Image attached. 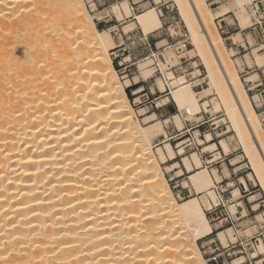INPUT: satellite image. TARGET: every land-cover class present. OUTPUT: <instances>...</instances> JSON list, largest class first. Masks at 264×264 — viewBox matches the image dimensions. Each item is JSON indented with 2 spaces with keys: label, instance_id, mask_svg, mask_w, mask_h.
I'll return each instance as SVG.
<instances>
[{
  "label": "bare ground",
  "instance_id": "6f19581e",
  "mask_svg": "<svg viewBox=\"0 0 264 264\" xmlns=\"http://www.w3.org/2000/svg\"><path fill=\"white\" fill-rule=\"evenodd\" d=\"M163 1L150 0L133 13L123 0L111 12L118 21L133 17L126 32L138 27L149 35L163 28L155 7ZM172 1L179 22L167 31L185 33L193 47L186 54L199 58L207 88L195 91L199 75L193 73V86L186 75H175L177 57L167 49L156 58L163 78L153 75L154 60L146 59L138 63L139 81L154 76L155 89L167 93L155 105L173 103L172 119L182 133L190 131L188 120L224 113L217 123L227 127V138L216 127L202 136L193 129V140L202 154L241 148L252 171L246 178H255L264 194V112L258 115L251 102L261 107L264 99L248 96L254 77H239L264 69V44L253 49L254 58L239 57L225 47L215 24L234 11L246 30L255 0H225L214 10L205 0ZM85 2L98 15L92 0H0V264H206L197 246L212 234L205 211L225 202L215 194L219 170L228 178V166H238L240 157L209 171L197 152L182 155L181 142L178 161L169 120L160 125L155 111L134 112L125 90L140 82H120L109 56L115 28L98 30ZM229 40L241 43L239 33ZM69 54L76 60L65 66ZM45 72L57 78L42 81ZM142 93L143 86L132 90L135 102ZM181 166L188 174L182 187L191 195L177 201L165 173ZM239 181L247 189L244 178ZM226 186L236 217V208L244 207L241 192L233 181ZM215 237L227 246L224 232ZM256 246L253 258L264 255V239ZM234 264H244V257Z\"/></svg>",
  "mask_w": 264,
  "mask_h": 264
},
{
  "label": "rangeland",
  "instance_id": "374dc122",
  "mask_svg": "<svg viewBox=\"0 0 264 264\" xmlns=\"http://www.w3.org/2000/svg\"><path fill=\"white\" fill-rule=\"evenodd\" d=\"M121 1H123V0H108L106 2L99 1L95 4L96 7L93 4L94 8L98 10L97 11L98 15H96L95 12H91V8L85 2V5H86L88 11L94 17L93 20H94L95 26L98 30H106L110 26L111 27L117 26L119 24H123L124 22H125L124 24H126L131 20V19L130 20L124 19L122 21H118V20H116L115 15L111 12V7L113 5L119 4ZM148 1L150 2V0H143V3H139L135 6L132 5V3H129V4L132 6L133 11L135 13H137L136 12L137 10L139 13V12L143 11L144 9H146V7L149 6ZM214 1L215 0H205L206 4L212 10L216 9L219 5H221L225 2V0H222V1H220L219 4H216V3H214ZM255 1H257L259 3V6H260L261 1H263V0H255ZM135 3H137V1ZM142 4H146V5L141 6ZM161 4H166L167 7H169V8L173 7L174 8L173 17L177 18V21L173 24H170V25L175 26V24L177 22H179V19L177 16V9L173 6V1L172 0H165ZM106 10H107V13H106ZM247 11H248V14L251 18V21H253V15H252V12L249 10V7L247 8ZM233 12L234 11H232L230 14L226 15L222 19L220 24L217 23L218 21H215L218 33L222 37L225 47H227L228 49H233L235 51V55L241 57L242 55L248 53V54H250L251 58H254L255 56L258 55V53H256L253 49L255 47L259 46L260 44H264V37L260 34H257V33H254V34L250 33L248 30L242 31L241 29H239L238 23L235 20V16H234ZM106 21L108 22V24H105ZM168 26L169 25H166V26L163 25V28L161 30L157 31L155 34L156 40L154 41V43H156V47L158 49H161L162 47L165 46V44H158V43H160L166 37V31H167ZM180 26H181V29H183L182 32H185L184 26H182V25H180ZM219 26L221 27V29L219 28ZM236 33H239L241 43L234 46V45H232V42L229 40V38ZM250 34H251V36H250ZM182 35L186 36L185 33H182L181 36ZM112 36H113V39L117 38V35H115V33H113V32H112ZM246 38H247V40H246ZM248 39H250L253 42H251V44H249ZM186 40L189 43V46H187V50L193 49V47L190 45V41L188 40L187 36H186ZM114 42H115V40H114ZM248 44H249V46H248ZM127 45H128V50L131 51V53L134 55V58H135V59L131 58V64H133V66H134L133 68L135 69V67H136L135 73L129 78L133 84L140 82L139 80H141V79H139L138 63H140L146 59H151V60L153 59L154 60V58H155L154 64L158 65V63L156 62L157 56L160 53H165L164 51L167 49V50H171L175 54V56L177 57V65H179L180 57L185 56L187 63H185L184 65H189L188 67L195 68V69H192V71H190V72L194 73V76L196 75V78L199 75V73L202 71L203 75H204V82H205L203 84L202 88H207V85H206L207 79H206L205 69L202 66L201 62L199 61V58L191 59L192 57L189 54H186V51L181 55H177L174 52V50H172L171 48H164V50H159L157 54L154 53V57L151 58V57H149V53L145 52L142 49V47L139 46V45H141L140 42L134 41V43L126 44V46ZM21 55L22 54L20 51L19 56H21ZM235 55L231 57L232 60L235 59ZM109 56L112 58V63H113V67L115 68V70H116V62H114V60H113L115 56H120V59H125V61H128L127 60L128 59L127 58V51H120L119 53H117L115 50H113L109 53ZM75 60H76V57L74 56V54H69L64 61L68 64L65 66L72 65L75 62ZM198 66H199V68H197ZM153 68H155V67L153 66ZM159 70H160V68H159ZM261 72H263V74H264V69H257L255 67H253V68L249 69L247 73H239V77L241 80H243L247 75H250V76L254 77V83H255V81H258V78H259V75H261ZM160 73H161V71H160ZM117 74L120 78V82L126 80V79H124V80L121 79L122 76L120 75L119 71H117ZM56 75H57V73L45 72L44 75L41 77V79H42V81L43 80H53V79L57 78ZM153 75L154 76H161V75H158L155 73ZM154 76H153V78H154ZM192 76H193V74H192ZM192 76L190 75V76L186 77L188 83L191 85H192L193 81H191L189 79H191ZM153 78L148 80L146 83L140 82L137 85V86H143V92L148 97V101H146V103H141V105L138 104L137 102H135V104L132 103L134 97L133 96L131 97V91L133 89H135L137 86H134L130 90L129 89L126 90V94L129 98V102L132 105L134 112L136 114H138L137 110L139 111L140 109H146V111H147V109H148L149 112L155 111V114L157 117L155 122H158L160 125L163 124L164 120H166V119L169 120V125H168V128L166 129V131L170 135V138H172L170 143L172 145L174 153L177 154V160L178 161L181 159V156H179V154H178V151L180 149V148H178V144L181 142L183 144L181 146V148L184 149V153L182 155L188 156L191 152H197L198 154L201 155L200 157H201L203 165L206 168H208L209 171L212 168H219V166L215 165L214 162L211 164H206L207 159H217L218 160L219 156H221V157L227 156L228 159H230L231 157H234V156L240 157L241 163L238 166H236V167L228 166L229 172H230V176L228 178L225 177L224 174H222L221 170H219L218 176L220 177L221 183L219 185H217V187H218L217 190H220L224 194H221V193H218V194L215 193V194L217 197L223 198L225 200V202L224 203L221 202L217 206V208H213L211 211L205 213L207 216V219L211 225L212 234L210 236H208L207 238H204V239L197 242V246L202 252V256L205 260V263L206 264H212V262H210L211 256L213 255L212 250L215 248V246L220 247L219 245H221V243L219 241H217L216 237H215L216 233L219 231H222L225 233L226 240H227V243L229 245L234 244V243L238 244L240 242L243 243L242 246H239V245L236 246V248L233 250L235 253H237L239 251H241L243 253L242 248H244L246 254L248 253L247 255L249 256V254L253 253V249L257 247L256 245H258L259 240L264 239V224H263L264 223V217L261 218V214L264 213V194H263V192H262V190H261L260 186L258 185V182L256 181L255 178H253V177L252 178H246V176L249 173H252V171H251V169L247 163V160L244 158V154L242 152V149L239 147L234 149L232 146H230V147H232L231 148L232 150L230 152H227V153L222 151V150H219L218 152H215V153L210 154V155L202 154L201 153L202 147H199L193 140V136H192L193 130L186 132V133L185 132L182 133V131H180L178 124H176L175 121L172 119V116L176 113V110L174 108L173 103L170 102L164 108L155 109V108H157L155 103L158 102V100L167 96V93L161 94L159 91H157L155 89ZM28 81H30V80H27V82ZM197 82H201V81L199 80ZM254 83L251 86L246 87V90L248 91V89L251 88L254 85ZM170 85H175V84L171 83ZM193 85H195V84H193ZM152 88L154 89L153 91H152ZM202 88H197V89H195V91L199 92V91H201ZM248 96L251 98V95L249 94V92H248ZM144 100H146L145 96L140 99V101H142V102ZM251 102H252V105H253V107H254V109L258 115H260L262 112H264V106H261V107L255 106V104L257 102L255 100H252V99H251ZM256 107L258 108V110H256ZM222 118H224V113H221V112L215 113V114L209 113L208 115H200L198 117H195L191 120L186 121L184 127H185V130H186V128H193V127H195V124L197 122L203 121V123H205V126H204L205 128L201 131V133H200L201 136L205 133H208V132L214 134L216 127H217V130L220 131L221 136H223V130H225V128H227V127L221 123L219 125L217 123V121L222 119ZM139 120L141 121L140 117H139ZM214 123H216V126L214 125ZM262 126H263L262 128L264 130V123L262 124ZM176 136H179V137L176 138ZM225 137L227 138V136H225ZM225 137L223 136V138H225ZM150 141L152 144H156L158 142V138H157L156 134H154L150 137ZM215 142H218V140H215ZM214 154H216V156H214ZM164 173H165V171H164ZM165 176H166V179L169 183L170 189L172 190L173 196H175V199L177 201H180L181 199H186L191 195L190 191H188L189 189H184L182 187L183 181L188 177L186 170L182 166L179 169L175 170L170 175H167L165 173ZM234 176H236V178H237L235 184L240 189L241 196H242L240 201L243 202V206H244V207L239 206L238 208H236V212H237L236 217H234L232 214V207L235 205V202L233 203L232 200H230L231 190L228 191L227 186H226L227 183H229L230 181L234 182ZM240 177L244 178V180L247 184V189L244 188L242 183L239 181ZM181 192H183L182 196H180ZM251 195H255V200L253 202L248 201V199L251 197ZM244 230H245V232H246V230H248V232L246 234H244L245 233ZM230 232L233 233V235L235 234L234 237L236 239L234 241H231V239L229 238ZM221 246L223 247V245H221ZM214 253H218V252H214ZM239 257L240 256L233 257V258H239ZM249 257H251V256H249ZM263 261H264V256L258 257V259L255 260V262H257V264H259Z\"/></svg>",
  "mask_w": 264,
  "mask_h": 264
},
{
  "label": "built area",
  "instance_id": "2783aa9c",
  "mask_svg": "<svg viewBox=\"0 0 264 264\" xmlns=\"http://www.w3.org/2000/svg\"><path fill=\"white\" fill-rule=\"evenodd\" d=\"M92 1H93V4L95 5L99 1L106 2L108 0H92ZM127 1L129 3H132V5H134V6L139 4V3H143V0H140L141 2H139V3H135L138 0H127ZM220 1H222V0H215L214 3L219 4ZM143 5L144 4H142L141 6H143ZM148 5H151V4L149 3ZM95 7H96V5H95ZM155 7L158 9V11L160 13V18H161L164 26L173 24L177 21V18L173 17V15H174V8L173 7L169 8L166 6V4H160V5L155 6ZM249 9L253 13V21H252V24L246 30H248L250 33H253V34L257 33V34H260L264 37V1H261L260 6H257V2L254 1L253 4L249 6ZM136 12L138 13V10ZM133 13H135V12L133 11ZM127 20H130V21L126 24H124L125 23L124 22L123 24H119L117 26H112L115 28L113 33H115V35H117V38L114 39L115 43H116L114 50L117 53H119L120 51H127L128 61H125V59H120V56H115L113 59L114 62H116V70L120 72V75L122 76L121 77L122 80L123 79H129L135 73V69H136V67L134 69L133 64H131V58L135 59L134 55L131 53L130 50H128V45L126 46V44H129V43L132 44V43H134V41L140 42L141 45H139V46H141L145 52L149 53V57H151V58L154 57V53L157 54L159 50H164V48H171L172 50H174V52L177 55H181L187 50V46H189V43L186 40V36L178 35L176 37H173L169 32L166 31V37L164 38L165 46L162 47L161 49H158L156 47V43H154V41L156 40V37H155L156 32L150 33L149 35H144L139 30V28H137V27H134L132 30L126 32L124 30L125 26L131 24V22H134L133 17L127 18ZM220 22L221 21H219L217 23L220 24ZM105 24H108V22L106 21ZM219 28L221 29L220 26H219ZM154 60H155V58H154ZM179 61H180L179 65L173 67L172 72L175 75L185 74L186 77H188L190 75L192 76L193 73H191L190 71H192V69H195V68L188 67L189 65H184L185 63H187L186 57L185 56L180 57ZM153 66L156 69L155 74L161 75L158 65L155 64ZM197 68H199V66ZM194 78L195 77L192 76L191 79H189V80L194 81ZM197 79H199L201 82L197 83V85H195L194 89L202 88L203 84L205 83L204 82V75H203L202 71L199 73V76ZM254 84L255 85L253 86L252 89H248V92L250 93L251 98L258 97L261 100H263L264 99V87H263L262 83L256 81ZM134 86H137V85H133L132 87L127 88L126 90H128V89L130 90ZM143 93L139 97L141 99L142 97L145 96L146 100H144L142 102L139 99V101L137 103L140 105H141V103H146V101H148L147 95L145 93L144 94ZM164 93H166V92H163L161 94H164ZM132 96L134 97V95H132V91H131V97ZM132 103L135 104V99H133ZM166 106H164V107H166ZM164 107H162V108H164ZM156 109H161V108H156ZM256 110H258L257 107H256ZM204 126H205V123H203V121H201V122H197L195 124V127L186 128V130L191 131L193 129H197L201 133V131L205 128ZM177 137H179V136H176V138ZM222 162L227 163V165L229 164V159L227 158V156H224V157L219 156L218 160L215 161L214 164L221 167ZM236 180H237V178H236V176H234V183L236 182ZM216 193L217 194L218 193L224 194L220 190H216ZM214 208H217V207H214ZM212 209L205 211V213L211 211ZM237 245L242 246L243 243L240 242L238 244L237 243L230 244V245L227 244L226 247H222L221 245H219L220 247L215 246V248L212 250L213 255L211 256L210 262H212V264H234V260L237 258H233V257H237V256L241 257L242 256V257H244V264H256L255 260H257L258 258L249 257L246 254L244 248H242L243 253L241 251L235 253L233 250L236 248ZM214 252H218V253H214ZM261 256H264V255H260L259 257H261ZM263 263H264V261L262 262V264Z\"/></svg>",
  "mask_w": 264,
  "mask_h": 264
},
{
  "label": "crops",
  "instance_id": "0c3cea01",
  "mask_svg": "<svg viewBox=\"0 0 264 264\" xmlns=\"http://www.w3.org/2000/svg\"><path fill=\"white\" fill-rule=\"evenodd\" d=\"M150 2L148 1V4ZM258 82L262 83L263 87H264V74L263 72H261V75H259V78H258ZM171 110V109H170ZM181 194H183V192H181Z\"/></svg>",
  "mask_w": 264,
  "mask_h": 264
}]
</instances>
